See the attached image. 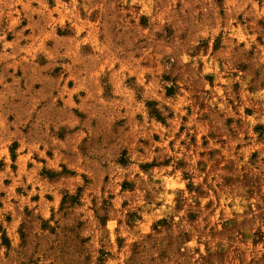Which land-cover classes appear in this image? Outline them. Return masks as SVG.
<instances>
[{
  "label": "rangeland",
  "instance_id": "374dc122",
  "mask_svg": "<svg viewBox=\"0 0 264 264\" xmlns=\"http://www.w3.org/2000/svg\"><path fill=\"white\" fill-rule=\"evenodd\" d=\"M0 264H264V0H0Z\"/></svg>",
  "mask_w": 264,
  "mask_h": 264
},
{
  "label": "trees",
  "instance_id": "16d2710c",
  "mask_svg": "<svg viewBox=\"0 0 264 264\" xmlns=\"http://www.w3.org/2000/svg\"><path fill=\"white\" fill-rule=\"evenodd\" d=\"M153 115H155V114H153ZM155 117H156L157 119H160L159 116H155Z\"/></svg>",
  "mask_w": 264,
  "mask_h": 264
}]
</instances>
